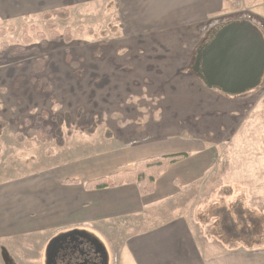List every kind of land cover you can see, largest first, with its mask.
<instances>
[{
	"label": "rangeland",
	"instance_id": "374dc122",
	"mask_svg": "<svg viewBox=\"0 0 264 264\" xmlns=\"http://www.w3.org/2000/svg\"><path fill=\"white\" fill-rule=\"evenodd\" d=\"M237 8L238 17L258 23L264 31V25L255 20L261 16L247 10L243 13L241 4ZM57 9L70 12L63 17L61 13L48 18L39 14L13 21L0 19V49L3 43L10 49L31 45L24 34L40 46L36 37L40 33L47 44L34 55L10 56L0 50V185L127 142L144 145L164 137L190 141L195 148V144L215 148V161L202 181L185 194L186 216L211 241L233 248H264V75L255 90L227 95L206 87L195 73L198 53L212 38H205L204 30L187 32L192 37L184 38L179 33L134 37L126 35L125 23L117 20L108 3ZM50 30L72 36L71 44L51 41ZM95 51L101 52L97 58ZM69 52L75 63H82L81 75L66 62ZM43 54L49 57L44 73L55 84L51 93L38 91L30 81L33 64ZM79 109L91 119L75 122V135L66 138L65 146L36 140L31 146L18 143L25 119L43 111L75 114ZM94 123L96 132L86 135L84 130ZM223 207L232 212L229 221L221 218ZM236 208L260 217L263 232L242 237L247 233L241 229ZM37 237L9 238L18 247L10 254L13 260L3 258L0 251V264H42L43 249L36 244ZM98 238L107 250L109 264H118L121 247L113 246L118 256L113 257L107 238ZM245 239L253 246L245 244Z\"/></svg>",
	"mask_w": 264,
	"mask_h": 264
},
{
	"label": "crops",
	"instance_id": "0c3cea01",
	"mask_svg": "<svg viewBox=\"0 0 264 264\" xmlns=\"http://www.w3.org/2000/svg\"><path fill=\"white\" fill-rule=\"evenodd\" d=\"M90 2L112 5L117 20L126 25V35L134 37L179 33L184 38L201 29L205 38H211L224 25L241 21L239 9L225 0H0V19L13 21ZM241 8L261 16L255 20L264 25V0H243ZM128 143L0 185L3 258L13 260L10 254L18 247L9 238L36 235L44 264L46 241L79 230L101 243L98 237L107 238L113 257L119 256L118 264H264V248H233L211 241L185 214L184 196L211 171L215 148H199L200 144L195 148L190 141L166 137L144 145ZM182 153L189 157L170 166L149 196H142L135 184L85 187L86 182L122 172L137 161ZM115 244L121 247L118 256Z\"/></svg>",
	"mask_w": 264,
	"mask_h": 264
},
{
	"label": "trees",
	"instance_id": "16d2710c",
	"mask_svg": "<svg viewBox=\"0 0 264 264\" xmlns=\"http://www.w3.org/2000/svg\"><path fill=\"white\" fill-rule=\"evenodd\" d=\"M70 11L68 9H51L42 13L43 17H53L55 15L61 14V17L67 16ZM25 28H28L26 25ZM30 30H36L34 26L29 27ZM3 29H0V32ZM79 31H83L82 28ZM71 32L70 30L66 33ZM5 33V32H4ZM6 34V33H5ZM36 37L41 40V47H46L45 37L37 33ZM25 41L30 42L28 46L17 45L10 49L9 45L3 43V48L0 49L2 52H8L10 56H19V55H30L39 52L40 46L33 45V39L29 35H23ZM71 44L72 36H65V34H60L57 32H52L50 30V40L56 42V40ZM10 49V51H9ZM101 52L95 51L93 56L97 58ZM66 62L70 64L79 75L82 74L81 59L80 65L75 63L74 57L71 52L66 54ZM33 64V75L31 77V83L35 88L42 93H51L55 90V84L45 75L46 65L48 64L49 57L45 54L40 56ZM1 58V55H0ZM90 120L91 115L86 113L83 109H79L78 112L72 114L70 111H67L63 114L57 113L51 115L47 111H43L37 114L33 118H27L24 120V131H20L17 134L18 143L24 144L26 146H31L33 141L36 140L39 143H55L58 147H63L66 144V138L72 137L75 135L74 124L77 121ZM96 123L92 124L89 128L84 130V133L88 136H92L96 132ZM1 129V125H0ZM189 157L188 153L168 155V156H156L152 158L143 159L134 163L131 167L123 169L122 172H116L109 176L98 178L86 182L85 187L88 190H100L107 188H114L123 186L125 184H135L142 196H149L154 193L155 186L160 177L167 172L170 166L173 164ZM70 183H79L78 180H72ZM223 212L221 218L229 221L232 217V212L223 207ZM237 215L240 218L241 229L247 234L242 235V237L256 236L263 231V222L260 217L255 216L253 212H246L241 208H236ZM236 218V217H235ZM237 219V218H236ZM262 225V226H261ZM236 228V226H234ZM248 229V230H245ZM257 233L254 235V233ZM235 241V239H234ZM245 244L250 246L252 242L245 239ZM253 244H259L253 242Z\"/></svg>",
	"mask_w": 264,
	"mask_h": 264
},
{
	"label": "water",
	"instance_id": "95a60500",
	"mask_svg": "<svg viewBox=\"0 0 264 264\" xmlns=\"http://www.w3.org/2000/svg\"><path fill=\"white\" fill-rule=\"evenodd\" d=\"M195 71L209 89H217L227 95H243L258 88L264 75V40L261 34L248 22L223 26L199 51ZM86 235L88 233L75 230L55 238L47 249V264L57 259L61 243ZM95 240L98 252L106 262V249L98 239Z\"/></svg>",
	"mask_w": 264,
	"mask_h": 264
},
{
	"label": "flooded vegetation",
	"instance_id": "af4514ba",
	"mask_svg": "<svg viewBox=\"0 0 264 264\" xmlns=\"http://www.w3.org/2000/svg\"><path fill=\"white\" fill-rule=\"evenodd\" d=\"M86 236L70 238L61 243L59 255L52 264H109V258L104 262L102 254L98 252L97 238L90 234ZM44 262L47 264V249Z\"/></svg>",
	"mask_w": 264,
	"mask_h": 264
},
{
	"label": "built area",
	"instance_id": "2783aa9c",
	"mask_svg": "<svg viewBox=\"0 0 264 264\" xmlns=\"http://www.w3.org/2000/svg\"><path fill=\"white\" fill-rule=\"evenodd\" d=\"M226 1L234 6H239L243 0H226Z\"/></svg>",
	"mask_w": 264,
	"mask_h": 264
}]
</instances>
